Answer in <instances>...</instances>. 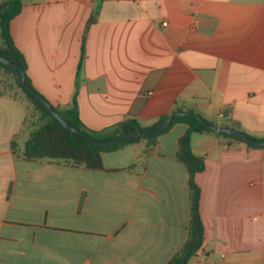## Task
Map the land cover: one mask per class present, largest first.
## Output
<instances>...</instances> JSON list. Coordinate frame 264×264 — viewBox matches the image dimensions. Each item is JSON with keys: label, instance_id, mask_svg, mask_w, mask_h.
Listing matches in <instances>:
<instances>
[{"label": "crops", "instance_id": "obj_1", "mask_svg": "<svg viewBox=\"0 0 264 264\" xmlns=\"http://www.w3.org/2000/svg\"><path fill=\"white\" fill-rule=\"evenodd\" d=\"M11 34L32 86L88 130L183 107L264 138V0H23ZM24 96L0 67V264L167 263L190 220L188 125L103 153L102 170L26 160ZM191 148L205 241L189 264H264V148L215 131Z\"/></svg>", "mask_w": 264, "mask_h": 264}, {"label": "trees", "instance_id": "obj_2", "mask_svg": "<svg viewBox=\"0 0 264 264\" xmlns=\"http://www.w3.org/2000/svg\"><path fill=\"white\" fill-rule=\"evenodd\" d=\"M22 8L23 0H7L0 3V55L13 62L26 77V81L32 85L27 76L26 58L17 48L11 34V22L21 13ZM84 53L83 46L82 57L84 56ZM0 67L8 72L14 79L16 85L23 90L28 101L40 112V118L46 120L31 132L30 138L25 142L24 149L20 155L26 160H48L51 162L68 164L73 167L102 170L104 169L102 159L103 153L119 149L129 143H134L141 139H145L149 144H153L161 134L165 133L176 123L183 122L188 125L187 131L178 141V150L176 154L177 159L186 166L189 173L190 220L186 227L187 239L177 253L174 254L165 264H189L191 258L200 252L205 241V226L200 211L201 189L195 181V175L204 171L206 164L203 157L196 156L193 153L191 148V136L194 133H200L203 131H214L205 127L195 116L184 114L175 116L169 128L162 133L150 136L142 134L136 140L125 139L110 146H96L82 135L67 130L35 95L29 92L16 80L13 68L6 66L1 62ZM53 108L69 125L83 130L92 138L100 141L110 140L121 135L123 132L132 133L140 130L145 133L153 129L160 121L166 119L175 112L195 113V110L193 109L176 107L169 115L162 116L155 124L149 126H142L137 119H129L123 124V128L120 131L108 136L85 128L79 118L76 106L64 110H60L56 107ZM217 135L231 141L245 143L248 147L264 148V146L247 143L235 135H229L226 133H217ZM249 137L255 140L264 141V138ZM12 148L16 152L17 148L15 142H12Z\"/></svg>", "mask_w": 264, "mask_h": 264}, {"label": "water", "instance_id": "obj_3", "mask_svg": "<svg viewBox=\"0 0 264 264\" xmlns=\"http://www.w3.org/2000/svg\"><path fill=\"white\" fill-rule=\"evenodd\" d=\"M0 62L5 64L6 66H9V67L14 69L16 80L22 86H24L29 92H31L33 95H35L47 107L49 112L56 119H58L60 121V123L67 130L82 135L83 137L87 138L91 143H93L96 146H102V147L110 146V145H113V144L120 142L122 140H125V139L136 140L142 134H145L146 136H150L153 134L162 133L169 128V126H170V124L173 121L175 116L184 115V114L195 116L205 127H207L208 129H210L212 131H215L217 133H226L229 135H235V136L240 137L242 140H244L247 143L257 145V146H264V141L255 140V139L247 136L245 133H243L241 131H237V130H234L231 128L219 127L216 125H212V124L208 123L207 121H205L199 114H196V113H180V112H175V113L171 114L166 119L160 121L153 129H151L145 133L141 132L140 130L132 132V133L123 132L121 135H119L115 138H112L110 140H106V141L96 140V139L92 138L89 134L84 132L83 130L69 125L67 123V121L53 108V106L50 104V102L47 99H45L32 85H30L26 81V77L23 75V73L20 71V69L13 62L9 61L8 59H6L5 57H3L1 55H0Z\"/></svg>", "mask_w": 264, "mask_h": 264}, {"label": "rangeland", "instance_id": "obj_4", "mask_svg": "<svg viewBox=\"0 0 264 264\" xmlns=\"http://www.w3.org/2000/svg\"><path fill=\"white\" fill-rule=\"evenodd\" d=\"M10 75V74H9ZM11 76V75H10ZM12 77V76H11ZM12 80H14L12 78ZM25 94V93H24ZM24 99L27 103V108H28V116H27V120H26V133L28 139L30 138V134L29 132L36 129L37 127H39L41 124H43L46 120L40 118L41 114L40 112L35 108L34 105H32V103H30L26 97V95L24 96ZM27 139V140H28Z\"/></svg>", "mask_w": 264, "mask_h": 264}, {"label": "built area", "instance_id": "obj_5", "mask_svg": "<svg viewBox=\"0 0 264 264\" xmlns=\"http://www.w3.org/2000/svg\"><path fill=\"white\" fill-rule=\"evenodd\" d=\"M163 25H167L166 23H164Z\"/></svg>", "mask_w": 264, "mask_h": 264}]
</instances>
